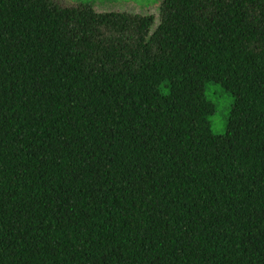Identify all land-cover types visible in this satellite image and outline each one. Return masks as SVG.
<instances>
[{
  "label": "trees",
  "instance_id": "1",
  "mask_svg": "<svg viewBox=\"0 0 264 264\" xmlns=\"http://www.w3.org/2000/svg\"><path fill=\"white\" fill-rule=\"evenodd\" d=\"M0 264H264V0H0Z\"/></svg>",
  "mask_w": 264,
  "mask_h": 264
},
{
  "label": "rangeland",
  "instance_id": "2",
  "mask_svg": "<svg viewBox=\"0 0 264 264\" xmlns=\"http://www.w3.org/2000/svg\"><path fill=\"white\" fill-rule=\"evenodd\" d=\"M162 0H56L63 7L79 4L94 5L99 12H132L156 15L158 5ZM206 96L217 108V114L211 118L213 131L217 135L225 134L230 115L234 107V99L221 85L208 83L205 86Z\"/></svg>",
  "mask_w": 264,
  "mask_h": 264
}]
</instances>
